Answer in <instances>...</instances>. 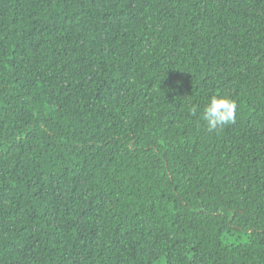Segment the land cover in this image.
Instances as JSON below:
<instances>
[{
  "label": "trees",
  "instance_id": "1",
  "mask_svg": "<svg viewBox=\"0 0 264 264\" xmlns=\"http://www.w3.org/2000/svg\"><path fill=\"white\" fill-rule=\"evenodd\" d=\"M0 264H264V0H0Z\"/></svg>",
  "mask_w": 264,
  "mask_h": 264
},
{
  "label": "clouds",
  "instance_id": "2",
  "mask_svg": "<svg viewBox=\"0 0 264 264\" xmlns=\"http://www.w3.org/2000/svg\"><path fill=\"white\" fill-rule=\"evenodd\" d=\"M238 104L228 94H213L203 108V121L208 131H217L236 120ZM198 108L191 110L196 115Z\"/></svg>",
  "mask_w": 264,
  "mask_h": 264
}]
</instances>
